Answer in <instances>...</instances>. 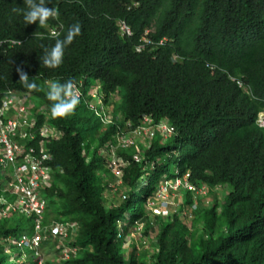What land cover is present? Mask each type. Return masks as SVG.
I'll list each match as a JSON object with an SVG mask.
<instances>
[{"label":"trees","instance_id":"obj_1","mask_svg":"<svg viewBox=\"0 0 264 264\" xmlns=\"http://www.w3.org/2000/svg\"><path fill=\"white\" fill-rule=\"evenodd\" d=\"M135 1L51 0L47 7L58 9L59 17L40 27L38 22L25 25L22 12L12 11L23 9L24 0H0V105L8 91L29 93L37 108L47 109L39 125L47 117L58 133L47 144L49 164L53 175L62 172L66 178L67 192L50 190L46 215L53 212L56 220L76 224L67 244L79 252L65 264L125 263L119 231L127 235L145 218V203L161 183L187 174L211 191L226 188L220 204L224 224L218 227L215 211L208 213L211 235L202 237L195 257L183 254L177 235L171 249L161 237L152 264H264V129L256 125L264 111V0H138L134 6ZM76 21L81 34L65 49L62 64L44 67L43 50L55 43L50 30L63 39ZM119 21L126 22L132 36H121ZM150 29L148 37L156 43L165 39L164 44L138 52ZM18 65L43 90L25 89L18 82ZM232 78L243 80L247 89ZM69 79L83 95L97 82L105 102L118 93L121 102L114 105L111 121L105 123L82 96L71 115L53 117L47 82ZM144 116L155 124L169 123L176 134L164 139L155 132L139 160L129 153L122 177L124 204L106 210L93 198L100 150L115 143L127 123L136 128ZM55 195L65 199L63 213L50 199ZM82 209L88 213L85 221L77 216ZM12 224L0 218V264H5L1 254L9 239L20 233V225ZM172 227L166 226L164 236Z\"/></svg>","mask_w":264,"mask_h":264},{"label":"rangeland","instance_id":"obj_2","mask_svg":"<svg viewBox=\"0 0 264 264\" xmlns=\"http://www.w3.org/2000/svg\"><path fill=\"white\" fill-rule=\"evenodd\" d=\"M50 32H53V30H50ZM81 95L88 103L90 109H99L100 117L104 119L105 123L111 121L114 105L121 102V96L118 95V93L113 95L108 102L102 101V97L100 98L101 91L97 82L90 86L86 94L83 95V92L78 94V96ZM30 100V105L33 107L38 106L35 99ZM116 117L121 120L120 113H118ZM127 127L126 125L121 130V133L116 135L115 143L112 144L108 142L100 150L102 162L96 171L98 181L93 188V198L106 210L112 207L118 208L124 204V197L127 190L122 185V177L123 170L127 166L129 153L139 155L136 156V159L142 158V154L139 153V151L141 149H148L151 142L156 137V134L152 131H149L148 134L145 135H135L133 131L129 130ZM123 139H127L130 143L123 146L126 144L123 142ZM120 148L125 149V152H120ZM45 186L47 188L43 191L46 197H50L48 195L51 193L50 190L52 188L60 189L64 193L67 192V182L62 172L52 175ZM224 189L210 191L206 197L198 198L194 204L193 200L189 203L187 195L189 197L192 196L186 190H176L173 187L166 186L165 183L160 184L156 193L145 203V218L139 220L134 226L130 227L127 235H125L122 230L118 233V238L123 241L122 248H120L119 251L125 259V263L123 264H152V257L157 255L159 251L158 240L163 237L167 249H171V242L174 235H177L184 243L183 254L187 257H195L198 255L201 251L200 242L202 237L205 233H208L206 235L210 234L207 227L211 224L213 217L212 215H208V213L215 211L217 219L216 225L218 227L224 224L220 205L226 191V188ZM161 191L167 192H165V194L161 193ZM3 196L6 198L5 194H3ZM50 199H53L56 203V208L60 213L65 211V199L62 195H55ZM215 203L216 205H214ZM189 209L190 211L192 209H197V211L196 213L192 212L190 214ZM52 213L53 212L46 215V220L49 223L56 220ZM77 214L79 217L78 219L82 221L89 219L88 213L84 209L79 210ZM3 215H6V217L10 219L13 223L12 226L15 225V223L20 225L19 235L9 239L8 246L6 248L4 247L1 254L5 258V264H34L35 259L33 253L27 247L18 246L16 243L20 240L23 233L30 234L31 221L24 218L22 214L5 213ZM129 217L130 215L128 214L125 220L127 221ZM2 219L5 218H1V220ZM169 224H174V227L169 229L164 236V230ZM217 232L215 231L214 236L218 235ZM206 241L207 243L211 242L210 239ZM61 247L59 241L51 235L49 242L42 245L40 251L45 264H65L66 261H64L60 255ZM65 248L66 251L69 249L68 246ZM131 257L133 258V263L130 262ZM86 264L91 263L86 262Z\"/></svg>","mask_w":264,"mask_h":264},{"label":"built area","instance_id":"obj_3","mask_svg":"<svg viewBox=\"0 0 264 264\" xmlns=\"http://www.w3.org/2000/svg\"><path fill=\"white\" fill-rule=\"evenodd\" d=\"M135 5H139V2L137 1ZM119 25L123 35L132 34L125 22L122 21ZM144 42L153 44L149 40ZM164 42L165 40H161L158 45H163ZM144 46H139L137 50L141 51ZM238 84L240 87L243 86L240 81ZM76 88L80 94V89ZM30 99L29 93L9 91L0 106V218H8L3 215L5 213H17L31 220V233L22 235L17 245L25 246L33 253L34 264H45L40 251L42 245L49 242L51 235L62 246L61 258L68 261L72 255L76 256L79 252L78 248L67 244L70 236L76 231V224L63 219L50 223L45 220L49 200L43 190L47 188L45 185L54 173L53 167L49 164L52 155L47 150V144L50 142L49 139L56 138L58 133L48 125L47 117L45 122L39 125V118L47 109L45 106L33 107L30 105ZM93 110L100 115L98 108ZM126 125L135 135H145L152 131L168 139L176 133L174 126L165 121L155 124L148 116L143 117L141 124L136 128L128 123ZM258 125L264 127V114L259 115ZM37 140H40L39 145H36ZM123 142L126 143L123 146L130 143L127 139H123ZM188 178L189 175H186L184 179L167 180L163 183L176 190L189 191L195 204L198 198L206 197L211 189L202 183L194 184ZM219 189L221 186L216 187L214 191ZM165 192L167 191H161ZM192 211L194 210L192 209L190 214ZM66 246L69 247L67 251Z\"/></svg>","mask_w":264,"mask_h":264},{"label":"clouds","instance_id":"obj_4","mask_svg":"<svg viewBox=\"0 0 264 264\" xmlns=\"http://www.w3.org/2000/svg\"><path fill=\"white\" fill-rule=\"evenodd\" d=\"M137 1L138 0L133 2L134 6H136L135 3ZM49 3H51V0H24V6L25 7L23 9L13 8L12 11L13 12H22L25 25H30V24H34V23L38 22V25L40 27H44L47 25V22L49 21V19H58V17H59L58 9H56L54 7H51V8L47 7V4H49ZM139 4H140V2H139ZM137 6H139V5H137ZM120 22H122V21L118 22V26H119V31H120L121 36L122 37L132 36L133 32L130 36L122 34L121 29H120V25H119ZM81 30H82L81 23L79 21H76L68 27L67 33L63 39L59 38V35H58L59 32H56L55 30H53V32H50L52 37L55 39V43L50 48H47V47L44 48L43 55L40 57V62L42 63V65L46 68H51V69L58 68L63 62L65 49L73 43L75 37H77L78 35L81 34ZM150 32H153V30L150 29V30H147L145 32V35L142 38L139 46L145 45L144 46V48H145L146 45H154V44L157 45L158 44L155 41H152L148 37V34ZM144 40L152 41L153 44H147L144 42ZM162 40H165V39H162ZM138 47H137V49H138ZM141 51H138V52H141ZM16 73L19 77L18 82L28 91H41V90H43L35 83L34 80L29 79L28 73L24 70V68L22 66L18 65L16 67ZM232 80L237 82V85L240 89H243V90L247 89L243 80L235 79V78H232ZM239 81L242 82V84H243L242 87L239 86V84H238ZM14 93H18V92H14ZM46 95H47V99L52 102L51 103V109H50L51 115L53 117H56V118H62V117H67L68 115H71L75 111L76 107L79 104L78 90L76 88L75 82L71 79L67 80L64 83H60L58 81L47 82ZM5 97H6V95H5ZM3 99H2V101H3ZM31 99L33 100L32 96H31ZM1 104H2V102H1ZM260 114H264V111L258 113L257 118H256V125L259 128L264 129V127H260L258 125V119H259ZM148 117H150V116H148ZM184 178H177V179H184ZM172 180H176V179H172ZM221 189H222V187H221ZM187 192L189 193V191H187ZM22 216L24 218H27L24 215H22ZM7 219H9V218H7ZM27 219L30 220L29 218H27ZM45 220H46V214H45ZM31 231H32V225L30 228V233H31ZM24 234H26V233H23L22 235H24ZM11 238H14V237H11Z\"/></svg>","mask_w":264,"mask_h":264}]
</instances>
